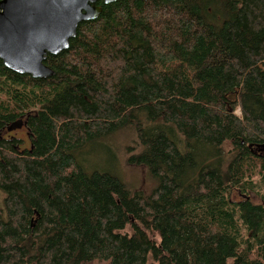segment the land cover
Instances as JSON below:
<instances>
[{
  "label": "trees",
  "instance_id": "obj_1",
  "mask_svg": "<svg viewBox=\"0 0 264 264\" xmlns=\"http://www.w3.org/2000/svg\"><path fill=\"white\" fill-rule=\"evenodd\" d=\"M97 4L54 75L0 60V264H264V0ZM125 128L148 194L75 156Z\"/></svg>",
  "mask_w": 264,
  "mask_h": 264
},
{
  "label": "water",
  "instance_id": "obj_2",
  "mask_svg": "<svg viewBox=\"0 0 264 264\" xmlns=\"http://www.w3.org/2000/svg\"><path fill=\"white\" fill-rule=\"evenodd\" d=\"M113 1L103 0L105 4ZM97 2L0 0V60L7 69L33 78L54 75L44 62L47 55L69 47L78 25L100 14Z\"/></svg>",
  "mask_w": 264,
  "mask_h": 264
},
{
  "label": "rangeland",
  "instance_id": "obj_3",
  "mask_svg": "<svg viewBox=\"0 0 264 264\" xmlns=\"http://www.w3.org/2000/svg\"><path fill=\"white\" fill-rule=\"evenodd\" d=\"M236 113L238 115L240 114L238 110ZM19 134H22V132H19ZM169 137L172 138L170 135ZM136 144L137 140L134 131L130 128H125L86 144L78 155L75 153V156L87 173L93 171L109 172L124 181L131 189L148 194L156 187V181L144 165H136L127 162V157L129 155L128 149L132 146L135 147ZM176 144L178 145L177 141ZM178 147L180 148L179 145ZM231 148L232 145L229 141L222 146V150L225 154ZM139 149H141V147H137L136 151H139ZM180 149L183 150L182 148ZM259 153L264 155V150H260ZM253 180L258 186L255 190L249 191L248 194L252 200L259 201L260 196L264 194V186L261 185L262 181L261 179L259 180L258 177H255ZM3 197L4 193L0 189L1 208L3 207ZM234 197L238 198V196ZM123 231L128 233L131 232L129 227H126ZM152 237L156 242H159V236L156 233H154Z\"/></svg>",
  "mask_w": 264,
  "mask_h": 264
}]
</instances>
